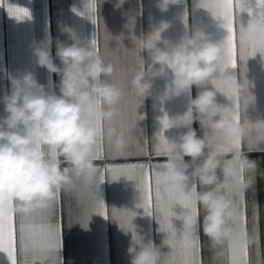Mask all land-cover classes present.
<instances>
[{
    "label": "clouds",
    "instance_id": "obj_1",
    "mask_svg": "<svg viewBox=\"0 0 264 264\" xmlns=\"http://www.w3.org/2000/svg\"><path fill=\"white\" fill-rule=\"evenodd\" d=\"M105 2L112 0H99V6ZM183 2L156 0L155 6L167 12L170 6ZM126 3L128 0H115L113 7L122 10ZM138 15L132 9L122 11L127 36L123 31L115 35L106 27L109 45L115 43L117 48L134 54L131 68L106 60L91 42L85 47L78 42L57 41L58 65L51 51L52 39L46 37L34 46L33 53L40 67L60 76L59 93L47 91L32 72L10 77L11 92L0 98L6 113L0 116V197L18 213L30 215L50 207L60 192L70 190L77 181L91 183L97 171L95 154L102 124L108 125L113 149L125 150L140 130L139 122L144 117L140 107L153 95L155 80L163 78V96L169 100L184 93L190 95L193 86L203 89L190 99L186 112L169 118L168 129L187 131L168 141L172 168L167 170L170 182L166 187L173 193H188L189 182H198L201 190L193 185V199L204 213L203 234L215 247L235 236L238 213L230 195L233 179L251 173L243 188L255 191L259 162L250 159L249 153L260 150L257 144L264 143V129H253L245 117L255 95L249 83L236 75L224 74L223 92L204 87L221 72L223 41L193 31L178 42L165 41L162 47L156 34H135ZM242 27L241 45L247 46L253 39L264 42V20L250 19ZM125 39H130L134 47L128 48ZM143 52H147V59ZM217 92L226 96L234 93L241 101L243 118L237 121L234 105L220 104ZM122 102L128 104L126 113L121 112ZM197 121L211 132L198 135L192 127ZM209 134L216 137L211 143ZM242 144L247 145V152L241 149ZM127 251L130 264H161V247L151 240L145 242L136 233Z\"/></svg>",
    "mask_w": 264,
    "mask_h": 264
},
{
    "label": "crops",
    "instance_id": "obj_2",
    "mask_svg": "<svg viewBox=\"0 0 264 264\" xmlns=\"http://www.w3.org/2000/svg\"><path fill=\"white\" fill-rule=\"evenodd\" d=\"M92 2L93 0H0V98L11 92L10 77H21L25 72L34 73L37 81L45 85L47 91L59 93L60 76L40 67L33 53L34 46L46 37L52 39L51 51L54 58L57 41L66 44L78 42L85 47L91 42L106 60L118 61L119 66L124 68L133 67L134 54L117 48L115 43L109 45L106 40L107 29L115 35L123 31L127 36V30L124 29L126 18L122 16V11L129 9L139 13L135 34L142 37L159 32L162 47L165 41L178 42L182 36L193 31H200L213 41H224L229 35L223 27L222 19L199 6L201 0H184L179 5L170 6L167 12L159 11L155 6L156 0H128L122 10L113 7L115 0L100 6L99 0H94L95 11H92ZM242 3L245 9L259 12L257 0H242ZM18 9H27L30 17H24ZM250 19V11L236 9L237 67H230L225 74L236 75L238 80L249 83L255 102L248 108L245 117L252 123L253 129H264V54L257 52L253 57L246 55L239 42V26H246ZM93 40L97 43L94 44ZM124 43L128 48L134 47L130 39H125ZM142 55L147 59V52ZM55 63L60 65L61 61L55 58ZM204 87L218 89L211 82ZM223 87L225 89V81ZM164 90L165 80L157 78L153 95L144 100L139 109V113L144 116L139 122L140 130L125 150L113 149L107 136L108 125L102 124L95 154V166L99 175H95L91 183L77 181L70 190L60 192L50 207L39 209L30 215L18 213L14 206L7 209L14 215L17 264H130L127 250L133 233L142 236L145 242L151 240L161 247V264L173 259L172 245L167 242L168 233L161 231L155 199L153 215H146L144 209L138 207L141 192L136 181L120 177L119 171H109L119 170L127 165L147 166L145 170L152 176L155 198V173L166 171L156 166L169 163L167 155L156 154V146L162 136L169 141L187 131L186 128L163 129L162 121L165 117L169 121L170 117L186 112L190 99L195 98L198 91L203 89L193 86L190 95L184 93L170 100L164 98ZM217 100L223 105H234L232 99L220 92H217ZM236 100L239 105L238 115L243 118L241 101L238 98ZM127 110V102H122L121 112L126 113ZM5 115L4 104L0 100V116ZM192 127L201 137L211 132L207 127H202L199 121ZM211 136L209 134L207 138ZM257 147L260 150L249 153L250 159H258L259 162V170L255 173V191H245L243 188V183L252 175L249 172L241 175L242 183H236L233 179L230 188L234 205H238L235 207L238 220L232 239H235L237 246L246 244L247 264H264V143H258ZM241 149L247 152V145L242 144ZM185 159L191 162L190 157ZM191 171L192 168L189 169ZM114 175L116 179H113ZM193 185L201 190L195 180L189 182V190ZM236 194H242V199ZM100 200L107 207V218L99 214ZM196 206V234L199 237L195 256L197 264H232V239L213 247L202 231L203 210ZM189 211L179 203L173 207L175 214L171 219L177 233L174 257L177 262L182 259L178 239L185 229L183 217ZM42 222L58 229L61 247L55 253H34L30 247L25 251L21 246V224L25 227V235H29L28 226H39ZM240 233H244L243 239L240 238ZM237 257L239 258L238 252ZM0 264H12L6 252L0 251Z\"/></svg>",
    "mask_w": 264,
    "mask_h": 264
},
{
    "label": "snow or ice",
    "instance_id": "obj_3",
    "mask_svg": "<svg viewBox=\"0 0 264 264\" xmlns=\"http://www.w3.org/2000/svg\"><path fill=\"white\" fill-rule=\"evenodd\" d=\"M202 8L208 9L213 16L223 20V27L227 29L229 35L224 40V55L223 65L221 72L216 78L213 79L212 84L215 85L221 92L224 91V74L227 69L237 67V45H236V28H235V12L238 8L239 11H250L252 19L264 20V0H257V7L259 12H252L250 9H245L242 0H201L199 5ZM92 11H95V2L93 0L91 4ZM11 12L12 9L10 8ZM22 12L23 16L28 18L30 13L27 9H18ZM95 22V21H93ZM166 27V26H165ZM243 32V27L239 26V34ZM156 37L159 38V32L156 33ZM93 43L97 41L93 40ZM241 45V44H240ZM246 55L251 57L255 56L257 52L264 54V42H258L253 39L249 45H241ZM228 97L234 102V118L239 121L238 115V100H236L235 94L229 92ZM163 129H168L169 121L165 117L162 121ZM216 139L215 136L209 137L210 143ZM236 146H239L238 141H233ZM170 152L168 141L162 136L160 142L156 146L157 155H167ZM145 165H127L119 170L120 177L124 176L128 180H135L138 189L141 192V203L138 207L144 209L146 215H153V199H155L156 210L159 213L161 222V231L168 233L167 242L172 245L171 256L173 259L166 261V264H197L195 260L197 247L199 243V237L196 234L197 227V206L193 199L195 195V186L191 188L188 193L177 192L173 193L167 189V184L170 182V177L167 175V170L172 168L170 163L166 165L156 166L158 169H166V171H157L155 173V198H153L152 189V176L146 171ZM67 171V169H66ZM95 175H99V171H96ZM117 177L114 175L113 179ZM103 180V177H100ZM236 183H242L243 177L239 176L234 178ZM230 194H232L230 192ZM242 199V194H236ZM0 201L3 202V206L0 207V251L6 252L11 259L12 264H17L16 259V231L14 225V215L7 211L12 207L10 202L6 201V198L0 197ZM179 203L185 209L190 210L184 215L185 229L182 237H179L178 243L180 248V261H175L177 247V233L174 230L172 223V217L174 216L173 207ZM238 207V205H234ZM99 214L108 216L107 207L102 200L99 201ZM20 243L25 251L29 250V247L34 253L52 254L55 253L61 247V241L59 239V232L53 225L48 223H41L39 226L31 224L28 226L29 235H25V227L21 224L20 228ZM244 233H240V238L243 239ZM230 246L232 248V264H247V246L241 243L237 246L235 239L230 240ZM239 253V258L237 257ZM27 264V262H25Z\"/></svg>",
    "mask_w": 264,
    "mask_h": 264
}]
</instances>
